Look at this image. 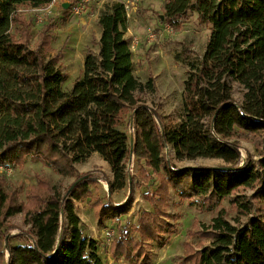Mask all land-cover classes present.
Returning <instances> with one entry per match:
<instances>
[{
	"label": "trees",
	"instance_id": "obj_1",
	"mask_svg": "<svg viewBox=\"0 0 264 264\" xmlns=\"http://www.w3.org/2000/svg\"><path fill=\"white\" fill-rule=\"evenodd\" d=\"M54 1L0 0V167H23L30 160L76 180L60 194L46 178H37L22 202L0 175V264H104L96 241L84 235L75 206L91 197L94 184L75 165L93 153L110 165L111 193L127 186L131 156L144 160L159 182L145 196L153 211L140 216L139 238L121 229L111 243L116 261H150L151 244L174 229L166 211L174 193L183 200L198 198L208 210L231 198L238 215L247 218L235 225L221 211L200 233L210 245L188 254L185 264H264V0H164L158 16L163 23L180 30L197 14L199 24L210 28L203 56L187 59L184 115L178 124L166 122L141 97L155 92V84L152 77L143 83L135 75L122 2L102 11L99 55L87 52L83 76L64 91V54L49 56L55 23L41 30L32 48V25L21 11ZM64 13L69 17L71 8ZM235 84L242 88L241 102L234 96ZM129 114L132 141L122 129ZM242 134L262 139L258 160H242L237 141ZM168 146L180 161L217 159L225 166L174 167L164 158ZM245 189L252 195L240 194ZM130 197L120 205H94L104 217L125 215ZM20 214L29 229L9 236L13 227L7 222Z\"/></svg>",
	"mask_w": 264,
	"mask_h": 264
},
{
	"label": "rangeland",
	"instance_id": "obj_2",
	"mask_svg": "<svg viewBox=\"0 0 264 264\" xmlns=\"http://www.w3.org/2000/svg\"><path fill=\"white\" fill-rule=\"evenodd\" d=\"M122 2L126 6L129 20L126 38L129 39L133 51L134 71L136 77L146 83L151 77L155 84V92L141 95L146 106L154 109L166 122L178 124L183 120V94L187 79V59L191 61L201 58L205 52L210 28L200 25L197 14H193L183 24L180 30L173 29L163 23L159 15L163 12L164 0H56L43 9H23L22 13L32 25V48L36 47L41 30L51 21L55 23L52 53L59 51L64 54L61 68L68 75L62 89L66 92L73 88L75 81L83 76L84 59L89 50L99 55V40L101 29L98 21L106 5ZM81 3L83 9L79 14L73 9ZM72 5V6H71ZM75 5V6H74ZM71 8L70 16L65 17L64 10ZM234 96L238 102L242 101V88L234 85ZM131 114L126 117L122 127L133 139ZM241 146L242 160L247 158L258 160L262 151V139L250 134H242L237 140ZM164 158L174 167H223L222 160L203 159L180 161L176 158L171 147H165ZM135 157L127 161L128 184L122 190L109 191V182L114 180L110 165L98 154L93 153L84 163L76 164L78 174L92 178L91 197L76 202V211L82 221L85 236L97 243V253L104 264H185L188 254L199 251L210 245L211 241L200 233H205L212 225L213 219L224 211L225 219L236 225L237 220L244 223L247 218L238 215L235 207L228 198L213 210H208L199 204L198 198L183 200L171 193L167 203V221L174 229L164 233L160 243H152L150 261L131 262L120 258L116 261L110 252V245L119 236V231L126 230L128 234L139 238L135 232L142 213L152 212L153 206L145 198L153 193L159 182ZM149 173H148V172ZM149 175V178L147 176ZM0 175L5 177L9 187L16 189L20 201L25 202L26 193L30 186L37 184V178H46L60 194L74 184L76 177H66L55 173L41 163L30 160L23 167L0 168ZM252 191L242 190L240 194L250 196ZM131 196V197H130ZM130 197L129 211L125 215L111 217L101 216L99 207L94 204L101 202L120 205ZM9 236H15L20 230L28 231L24 225V214L8 220ZM14 245L20 244L13 240ZM5 251V260H8Z\"/></svg>",
	"mask_w": 264,
	"mask_h": 264
},
{
	"label": "built area",
	"instance_id": "obj_3",
	"mask_svg": "<svg viewBox=\"0 0 264 264\" xmlns=\"http://www.w3.org/2000/svg\"><path fill=\"white\" fill-rule=\"evenodd\" d=\"M56 1V0H55ZM54 1V2H55ZM88 1V0H87ZM75 6V5H74ZM83 9V6H82V4L81 3H79L74 9H73V11H74V13H76V14H79L80 13V11ZM1 169H3L4 167H0Z\"/></svg>",
	"mask_w": 264,
	"mask_h": 264
},
{
	"label": "water",
	"instance_id": "obj_4",
	"mask_svg": "<svg viewBox=\"0 0 264 264\" xmlns=\"http://www.w3.org/2000/svg\"><path fill=\"white\" fill-rule=\"evenodd\" d=\"M214 169H217V167H215Z\"/></svg>",
	"mask_w": 264,
	"mask_h": 264
},
{
	"label": "crops",
	"instance_id": "obj_5",
	"mask_svg": "<svg viewBox=\"0 0 264 264\" xmlns=\"http://www.w3.org/2000/svg\"><path fill=\"white\" fill-rule=\"evenodd\" d=\"M110 253V252H109Z\"/></svg>",
	"mask_w": 264,
	"mask_h": 264
}]
</instances>
